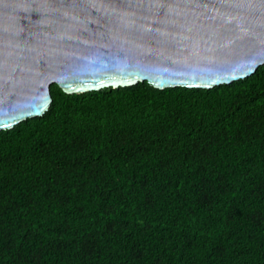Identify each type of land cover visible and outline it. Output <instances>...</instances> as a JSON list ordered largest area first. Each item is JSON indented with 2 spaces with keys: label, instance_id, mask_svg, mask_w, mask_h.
<instances>
[{
  "label": "trees",
  "instance_id": "obj_1",
  "mask_svg": "<svg viewBox=\"0 0 264 264\" xmlns=\"http://www.w3.org/2000/svg\"><path fill=\"white\" fill-rule=\"evenodd\" d=\"M50 94L0 131V264H264V65Z\"/></svg>",
  "mask_w": 264,
  "mask_h": 264
},
{
  "label": "water",
  "instance_id": "obj_2",
  "mask_svg": "<svg viewBox=\"0 0 264 264\" xmlns=\"http://www.w3.org/2000/svg\"><path fill=\"white\" fill-rule=\"evenodd\" d=\"M264 65V0H0V131L66 94L211 89Z\"/></svg>",
  "mask_w": 264,
  "mask_h": 264
},
{
  "label": "snow or ice",
  "instance_id": "obj_3",
  "mask_svg": "<svg viewBox=\"0 0 264 264\" xmlns=\"http://www.w3.org/2000/svg\"><path fill=\"white\" fill-rule=\"evenodd\" d=\"M253 211L256 213V216L254 218L259 220L260 222H264V207L253 209Z\"/></svg>",
  "mask_w": 264,
  "mask_h": 264
}]
</instances>
